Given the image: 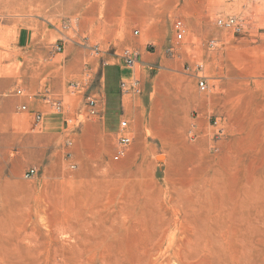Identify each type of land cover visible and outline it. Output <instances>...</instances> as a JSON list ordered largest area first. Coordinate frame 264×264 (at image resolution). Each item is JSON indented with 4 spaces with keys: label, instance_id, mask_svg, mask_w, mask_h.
<instances>
[{
    "label": "rangeland",
    "instance_id": "374dc122",
    "mask_svg": "<svg viewBox=\"0 0 264 264\" xmlns=\"http://www.w3.org/2000/svg\"><path fill=\"white\" fill-rule=\"evenodd\" d=\"M0 264H264V0H0Z\"/></svg>",
    "mask_w": 264,
    "mask_h": 264
},
{
    "label": "built area",
    "instance_id": "2783aa9c",
    "mask_svg": "<svg viewBox=\"0 0 264 264\" xmlns=\"http://www.w3.org/2000/svg\"><path fill=\"white\" fill-rule=\"evenodd\" d=\"M217 23L219 25H221V26H231V25H233V19L230 18V19H227V20H223V19L220 18V19L217 20ZM173 28H174V32H175L174 39L176 41H181L183 39V37H184V34H185V28H184L183 23L180 20H178V21H176L174 23ZM135 33H137V31H135ZM123 58H124V60H125V62H126V64L128 66L134 65L135 62L138 61L137 54L136 53L132 54V53H130L128 51L124 52ZM198 83L200 85V88L203 89L204 88L203 80L200 79ZM16 93L22 95V91L20 89H18L16 91ZM89 105L91 107V113H94L95 101L93 99L89 100ZM20 108L21 109H25L26 105L25 104H21ZM35 118L37 120H40L41 114L40 113L36 114ZM120 127L121 128H125L126 127V121H121L120 122ZM129 143H130V137L128 135L122 134V135L119 136V138H118V148H117L116 152L113 155V159L114 160L119 159L120 157H122L124 155L125 148L129 145ZM33 173H34V169L31 168V169L28 170L27 175H32Z\"/></svg>",
    "mask_w": 264,
    "mask_h": 264
},
{
    "label": "bare ground",
    "instance_id": "6f19581e",
    "mask_svg": "<svg viewBox=\"0 0 264 264\" xmlns=\"http://www.w3.org/2000/svg\"><path fill=\"white\" fill-rule=\"evenodd\" d=\"M220 19V18H219Z\"/></svg>",
    "mask_w": 264,
    "mask_h": 264
}]
</instances>
